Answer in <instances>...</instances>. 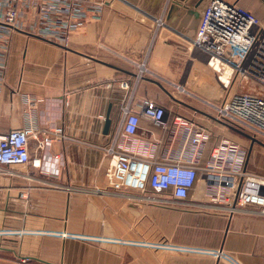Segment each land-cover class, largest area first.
Instances as JSON below:
<instances>
[{
  "label": "crops",
  "instance_id": "crops-1",
  "mask_svg": "<svg viewBox=\"0 0 264 264\" xmlns=\"http://www.w3.org/2000/svg\"><path fill=\"white\" fill-rule=\"evenodd\" d=\"M210 1L92 0L102 3L100 13L88 10L75 20L67 47L12 35L0 135L30 125L35 136L27 164L0 167V251L36 264H264V217L253 208L229 214L231 202H215V188L200 173L182 205L148 189L115 192L105 177L102 149L130 93L133 105L161 104L211 130L205 156L221 137L244 146L246 171L264 177V146L212 119L224 91L192 46ZM223 1H238L264 20V0ZM136 64L146 69L137 82ZM122 81L129 90L120 89ZM170 133L141 120L135 137L161 139L159 155L167 145L175 154L180 145L169 143ZM76 235H112L122 243L90 246Z\"/></svg>",
  "mask_w": 264,
  "mask_h": 264
},
{
  "label": "built area",
  "instance_id": "built-area-1",
  "mask_svg": "<svg viewBox=\"0 0 264 264\" xmlns=\"http://www.w3.org/2000/svg\"><path fill=\"white\" fill-rule=\"evenodd\" d=\"M101 8L102 3L92 0H0V89L5 86L13 34L59 40L67 47L75 20L88 10L100 13ZM192 46L206 56L207 67L224 91L221 104L213 108L212 119L241 138L264 146V20L238 1L211 0L202 13ZM135 66L137 82L146 69ZM129 85V81L119 83L122 90H129ZM178 91L183 89L178 87ZM172 115L169 107L148 100L133 105L132 93L128 95L111 143L102 149L108 159V186L115 192L148 189L168 194L172 204L182 205L200 173L215 188V202H231L229 214L239 208H253L264 217V177L246 171V148L221 137L205 156L211 130L186 116ZM141 120L161 132H171L169 143H179L178 153L167 145L159 155L161 139L150 144L135 137ZM55 132L61 134V129ZM34 136L30 125L0 135V167L27 164L28 143ZM48 141H39L38 148ZM219 257L226 256L220 252ZM24 259L27 261L23 258L22 262Z\"/></svg>",
  "mask_w": 264,
  "mask_h": 264
},
{
  "label": "rangeland",
  "instance_id": "rangeland-1",
  "mask_svg": "<svg viewBox=\"0 0 264 264\" xmlns=\"http://www.w3.org/2000/svg\"><path fill=\"white\" fill-rule=\"evenodd\" d=\"M169 91H172V90H169ZM71 237L82 238L83 240H85L84 242H86L87 245H90V246L96 245L98 247H103V248H108L109 246L113 244V242L122 243L121 241L116 240V239H119L120 237L117 238L112 235L86 236V238L84 236L76 235V236H71ZM22 259L23 257H19L14 254L12 255L7 252L0 251V264H36L34 262L29 261V259H27V261L24 259V261L22 262Z\"/></svg>",
  "mask_w": 264,
  "mask_h": 264
},
{
  "label": "water",
  "instance_id": "water-1",
  "mask_svg": "<svg viewBox=\"0 0 264 264\" xmlns=\"http://www.w3.org/2000/svg\"><path fill=\"white\" fill-rule=\"evenodd\" d=\"M109 126H110V121L106 119L105 125H104V134H107Z\"/></svg>",
  "mask_w": 264,
  "mask_h": 264
}]
</instances>
